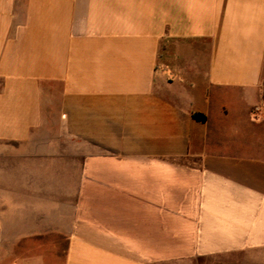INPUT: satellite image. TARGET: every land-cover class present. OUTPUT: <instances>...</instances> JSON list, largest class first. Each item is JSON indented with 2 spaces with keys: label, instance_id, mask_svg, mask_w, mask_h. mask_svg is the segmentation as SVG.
<instances>
[{
  "label": "crops",
  "instance_id": "0c3cea01",
  "mask_svg": "<svg viewBox=\"0 0 264 264\" xmlns=\"http://www.w3.org/2000/svg\"><path fill=\"white\" fill-rule=\"evenodd\" d=\"M204 260L264 264V0H0V264Z\"/></svg>",
  "mask_w": 264,
  "mask_h": 264
},
{
  "label": "rangeland",
  "instance_id": "374dc122",
  "mask_svg": "<svg viewBox=\"0 0 264 264\" xmlns=\"http://www.w3.org/2000/svg\"><path fill=\"white\" fill-rule=\"evenodd\" d=\"M202 264H214V260H204Z\"/></svg>",
  "mask_w": 264,
  "mask_h": 264
},
{
  "label": "trees",
  "instance_id": "16d2710c",
  "mask_svg": "<svg viewBox=\"0 0 264 264\" xmlns=\"http://www.w3.org/2000/svg\"><path fill=\"white\" fill-rule=\"evenodd\" d=\"M195 118L201 121L205 120V117H203L202 115H195Z\"/></svg>",
  "mask_w": 264,
  "mask_h": 264
}]
</instances>
